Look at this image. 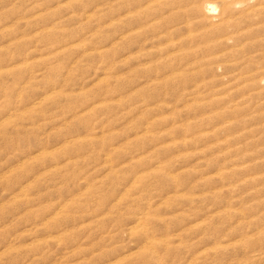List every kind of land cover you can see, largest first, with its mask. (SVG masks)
Instances as JSON below:
<instances>
[{"label": "rangeland", "instance_id": "374dc122", "mask_svg": "<svg viewBox=\"0 0 264 264\" xmlns=\"http://www.w3.org/2000/svg\"><path fill=\"white\" fill-rule=\"evenodd\" d=\"M0 264H264V0H0Z\"/></svg>", "mask_w": 264, "mask_h": 264}, {"label": "bare ground", "instance_id": "6f19581e", "mask_svg": "<svg viewBox=\"0 0 264 264\" xmlns=\"http://www.w3.org/2000/svg\"><path fill=\"white\" fill-rule=\"evenodd\" d=\"M208 9L211 10V11H215V7L213 5H209Z\"/></svg>", "mask_w": 264, "mask_h": 264}]
</instances>
